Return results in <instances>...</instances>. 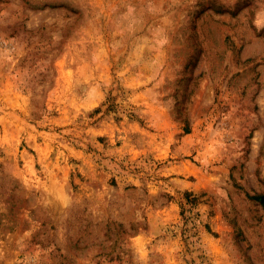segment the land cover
<instances>
[{"label":"rangeland","instance_id":"rangeland-1","mask_svg":"<svg viewBox=\"0 0 264 264\" xmlns=\"http://www.w3.org/2000/svg\"><path fill=\"white\" fill-rule=\"evenodd\" d=\"M264 0H0V264H264Z\"/></svg>","mask_w":264,"mask_h":264},{"label":"water","instance_id":"water-1","mask_svg":"<svg viewBox=\"0 0 264 264\" xmlns=\"http://www.w3.org/2000/svg\"><path fill=\"white\" fill-rule=\"evenodd\" d=\"M263 200H264V197H263Z\"/></svg>","mask_w":264,"mask_h":264}]
</instances>
